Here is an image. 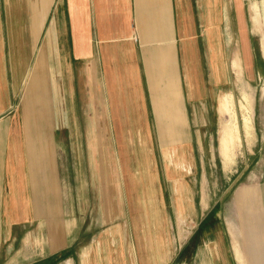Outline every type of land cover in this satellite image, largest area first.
<instances>
[{"label":"crops","instance_id":"1","mask_svg":"<svg viewBox=\"0 0 264 264\" xmlns=\"http://www.w3.org/2000/svg\"><path fill=\"white\" fill-rule=\"evenodd\" d=\"M255 49L264 57V0H0V264H169L210 216L203 130L234 58L249 87L262 72ZM76 137L88 142V225L84 194L64 192L55 170V139L74 152ZM258 202L241 187L234 222L220 211L196 258L264 264Z\"/></svg>","mask_w":264,"mask_h":264},{"label":"rangeland","instance_id":"2","mask_svg":"<svg viewBox=\"0 0 264 264\" xmlns=\"http://www.w3.org/2000/svg\"><path fill=\"white\" fill-rule=\"evenodd\" d=\"M257 50L255 49L254 60L255 64L260 66L259 69L262 72L256 78H250V87L240 78L241 71L235 65L237 58H234L231 62V68L234 72L230 70L229 87L219 85L217 91H223V93L219 95L218 112H213L215 117L219 116V120L215 119L214 127L210 130H203L208 134H203L204 136L201 138L206 148L209 145L212 146L213 152L211 154L205 152L199 154V159H203L206 164L202 171L203 177L207 180L206 195L212 211L208 220L199 218V223L193 231L194 235L188 241L184 240L182 244L178 240L177 243L174 242L172 250L175 257L170 260L169 264H206L205 257H202V259L200 255L196 258L203 230L207 224L212 223L215 225V229L218 227L221 229L220 211L223 212L224 220L222 222L225 223L226 228L230 225V221L234 222L230 212L234 196L241 187L254 188L257 191L259 210L264 211L262 206L264 199L261 195V193L264 194V141L260 143L259 138H255L252 134L255 115L257 128H260V126L264 128V57ZM255 99L256 107L254 108ZM224 138H228L229 143ZM59 139L56 138L53 145L55 170L59 173V181L62 180L61 176L64 174V192L66 189L68 193L73 190L84 194L85 200L80 204L83 206L82 213L85 215L84 224L88 225L91 221L90 208L92 205L91 175L89 174L88 147L86 146L88 142L86 143L83 137L74 138L76 140V145L74 144L76 151L73 152L72 144L69 147L68 142L62 144ZM256 140H258L257 143ZM78 146L80 150L77 153ZM105 163L103 162L104 166ZM105 171L106 168H102L101 172ZM78 176L79 184H67L69 178L73 180L74 177L77 178ZM199 187L198 184L196 191L193 187V195L196 198L193 201L197 208L201 197ZM73 204H77V201L69 199L68 208L70 213ZM74 208L76 207L74 206ZM261 220L264 224V217H261ZM181 225H184L182 220ZM181 235L183 234L180 233ZM229 235L231 238L229 240L227 236L228 243L226 242V245L233 248V242L238 240L236 236H231L230 232ZM229 253L232 254L231 250H229ZM214 264H217L216 260Z\"/></svg>","mask_w":264,"mask_h":264},{"label":"bare ground","instance_id":"3","mask_svg":"<svg viewBox=\"0 0 264 264\" xmlns=\"http://www.w3.org/2000/svg\"><path fill=\"white\" fill-rule=\"evenodd\" d=\"M224 140L226 141V142H228L229 143V140H228V138H224ZM227 144V143H226Z\"/></svg>","mask_w":264,"mask_h":264}]
</instances>
